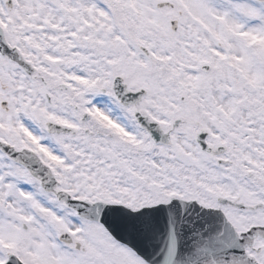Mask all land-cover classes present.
Returning <instances> with one entry per match:
<instances>
[{
  "label": "snow or ice",
  "instance_id": "1",
  "mask_svg": "<svg viewBox=\"0 0 264 264\" xmlns=\"http://www.w3.org/2000/svg\"><path fill=\"white\" fill-rule=\"evenodd\" d=\"M0 264H264V0H0Z\"/></svg>",
  "mask_w": 264,
  "mask_h": 264
}]
</instances>
